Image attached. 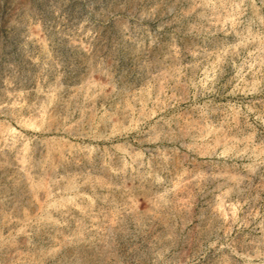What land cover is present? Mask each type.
Instances as JSON below:
<instances>
[{
  "label": "rangeland",
  "instance_id": "obj_1",
  "mask_svg": "<svg viewBox=\"0 0 264 264\" xmlns=\"http://www.w3.org/2000/svg\"><path fill=\"white\" fill-rule=\"evenodd\" d=\"M0 264H264V0H0Z\"/></svg>",
  "mask_w": 264,
  "mask_h": 264
}]
</instances>
